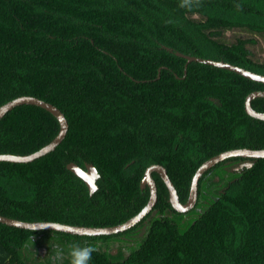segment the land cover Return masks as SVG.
<instances>
[{
	"label": "trees",
	"instance_id": "1",
	"mask_svg": "<svg viewBox=\"0 0 264 264\" xmlns=\"http://www.w3.org/2000/svg\"><path fill=\"white\" fill-rule=\"evenodd\" d=\"M0 0V106L22 96L56 106L69 124L62 144L29 164L0 163V215L25 222L85 227L122 223L147 203L139 183L151 165L166 168L181 203L209 158L264 149V122L244 102L264 85L191 63L175 53L223 60L264 75L253 39L264 34V0ZM171 21V22H169ZM171 49L173 52H169ZM264 111V100L253 104ZM59 132L57 120L21 106L0 121V154L29 155ZM94 165L99 192L89 197L66 166ZM211 180V179H210ZM226 194L204 177L196 208L172 210L158 179L161 216L118 264H264V160ZM169 209V211H168ZM79 237L0 224L5 264H45L40 246L70 251ZM90 264H112L93 253Z\"/></svg>",
	"mask_w": 264,
	"mask_h": 264
},
{
	"label": "water",
	"instance_id": "2",
	"mask_svg": "<svg viewBox=\"0 0 264 264\" xmlns=\"http://www.w3.org/2000/svg\"><path fill=\"white\" fill-rule=\"evenodd\" d=\"M169 52H173L171 49H167ZM176 56L185 59V74L187 67L191 63H198L228 72L235 73L249 81L264 85V75L252 72L243 67L233 65L223 60L216 61L212 59H203L196 56L184 55L181 53H175ZM262 98L264 99L263 91H255L251 93L245 101V111L252 118L264 121V113H258L253 110L251 103L253 100ZM21 106H33L40 108L49 114H51L59 124V132L57 136L47 145L40 150L29 154V155H14V154H0V163H11V164H29L36 160H39L51 153H53L64 141L69 130V124L65 115L54 105L40 100L35 97L22 96L13 99L6 104L0 106V121L14 109ZM231 158H245V159H264V149L251 150V149H236L223 152L211 159L205 161L196 171L193 176L188 199L185 203H181L178 192L170 180L165 167L162 165H151L149 166L141 181V187L149 188L150 196L146 207L138 213L135 217L126 221L123 224L113 227H85V226H73L67 224H61L57 222H25L12 218H8L0 215V224L7 227L16 228L25 231L33 232H56L66 234L75 237H98V236H113L119 233L126 232L135 227L142 219H144L153 209L157 203V187L156 183L152 178L153 174H158L164 182L168 190V202L172 209L179 214H186L191 212L197 205L199 195V183L202 177L216 165L224 162ZM95 168L92 164H87L85 169H82L78 165L71 163L67 166V169L75 174L74 168H79L84 173L81 178L88 188V182L92 179L91 169ZM76 175V174H75ZM77 176V175H76ZM78 177V176H77ZM89 189V188H88Z\"/></svg>",
	"mask_w": 264,
	"mask_h": 264
},
{
	"label": "flooded vegetation",
	"instance_id": "3",
	"mask_svg": "<svg viewBox=\"0 0 264 264\" xmlns=\"http://www.w3.org/2000/svg\"><path fill=\"white\" fill-rule=\"evenodd\" d=\"M247 97H246V99H247ZM246 99H245V101H246ZM258 100H264V99L258 98V99L253 100L251 103V106H252L253 110H255L256 112L264 113V111H258L253 106L254 102H256ZM244 110H245V102H244ZM245 114L253 120L260 121L258 119H255V118H252L251 116H249L246 113V111H245ZM261 122H264V121H261ZM241 149H249V148H241ZM232 150H236V149H232ZM251 150H254V149H251ZM255 150H260V149H255ZM227 151H230V150H227ZM224 152H226V151H224ZM221 153H223V152H221ZM221 153H219V154H221ZM219 154H217V155H219ZM217 155H215V156H217ZM211 158H209V159H211ZM260 160H264V159H257V160L245 159V158L227 159L224 162L216 165L210 171H208L202 177V179L204 177H206L207 181H211L212 182L211 184L214 185V187H217L216 189H218L219 193L226 194L228 191L233 189L235 186H240L243 183V181H244L243 179L245 178L247 172L252 170L255 167V165L258 163V161H260ZM71 163L78 165L75 162H70L67 164V166ZM86 165L87 164H85L84 167H82L80 165H78V166L81 167L82 169H85ZM67 166H66V169H67ZM67 171L70 172L71 174H73L85 186L87 192L89 191L86 184L84 183V181L81 178L77 177L74 173H72L68 169H67ZM143 176H144V174H143ZM143 176H142L140 183H139L140 191L141 192H149L148 187H145V188L141 187V181L143 179ZM152 178L155 181L156 187H157V203L153 207L151 212L144 219H142L135 227H133L132 229H130L126 232L119 233V234H116L113 236L79 237L76 240V242H79L81 246H85V245L98 246L99 251L94 252V253L98 254L101 257H105L112 264L123 263L125 260H127L131 256L133 249L146 236L149 228L151 227L152 221L154 219H156L157 217L161 216L160 209L158 208V179L159 180H162V179L160 178V176L158 174H153ZM201 180H200V182H201ZM101 181H102V178L99 181H97L98 185H100ZM199 186H200V183H199ZM98 192L99 191H97L95 193V195L91 196V198L96 196L98 194ZM149 194H150V192H149ZM198 200H199V195H198ZM148 201H149V199H148ZM148 201L145 204V206L138 213H140L146 207V205L148 204ZM197 204H198V202H197ZM168 211H169V209H168ZM136 215H134L133 217H135ZM133 217H131V218H133ZM131 218H129L128 220H130ZM128 220H126V221H128ZM126 221L119 223L117 225L123 224ZM117 225H114V226H117ZM105 227H113V226H105ZM32 251L35 253L36 258L40 262H43L45 264H57L56 260L54 259L55 253H52L51 252L52 250L50 251L46 247L40 246L36 249H33ZM62 264H69L68 254H64V259L62 261Z\"/></svg>",
	"mask_w": 264,
	"mask_h": 264
},
{
	"label": "clouds",
	"instance_id": "4",
	"mask_svg": "<svg viewBox=\"0 0 264 264\" xmlns=\"http://www.w3.org/2000/svg\"><path fill=\"white\" fill-rule=\"evenodd\" d=\"M200 0H181L180 7L191 9L193 5H199ZM171 22V21H169ZM73 171L78 177H83L84 173L79 168H74ZM92 179L88 182V195L91 197L99 191V181L102 177L99 173V170L96 168L91 169ZM99 251L98 246L94 245H85L81 246L79 242H73L70 245V251L68 252L69 264H90L92 260V255L94 252ZM57 264H62L64 259L63 249H56L55 257Z\"/></svg>",
	"mask_w": 264,
	"mask_h": 264
},
{
	"label": "rangeland",
	"instance_id": "5",
	"mask_svg": "<svg viewBox=\"0 0 264 264\" xmlns=\"http://www.w3.org/2000/svg\"><path fill=\"white\" fill-rule=\"evenodd\" d=\"M238 38L253 39L254 45H249L252 56L256 61L264 62V34H253L243 29H234L226 32L225 40L229 43H235Z\"/></svg>",
	"mask_w": 264,
	"mask_h": 264
},
{
	"label": "crops",
	"instance_id": "6",
	"mask_svg": "<svg viewBox=\"0 0 264 264\" xmlns=\"http://www.w3.org/2000/svg\"><path fill=\"white\" fill-rule=\"evenodd\" d=\"M9 259L10 254L4 248V246L0 244V264H5Z\"/></svg>",
	"mask_w": 264,
	"mask_h": 264
}]
</instances>
